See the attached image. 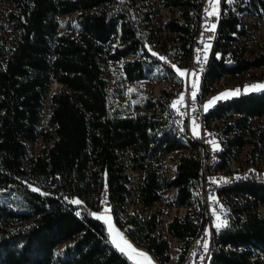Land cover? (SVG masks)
<instances>
[{"label":"trees","instance_id":"16d2710c","mask_svg":"<svg viewBox=\"0 0 264 264\" xmlns=\"http://www.w3.org/2000/svg\"><path fill=\"white\" fill-rule=\"evenodd\" d=\"M0 2V36L7 34L0 40V264H135L93 215L104 188L114 224L132 243L165 264L173 238L184 264L183 253L204 228L192 194L205 147L171 104L182 85L173 66L195 64L201 0ZM162 7L171 13L158 22ZM219 14L204 67L193 69L206 86L264 67V0H220ZM109 66L126 83L164 85L112 104ZM51 82L62 86L49 92ZM204 117L219 141L211 167L226 170L242 152L241 166L253 165L221 189L229 222L212 233L207 264H264V88L217 99ZM36 140L42 145L29 151ZM168 153L171 174L163 165ZM128 169L140 173L134 192ZM168 188L184 212L161 229L160 208L152 207ZM130 195L142 210L127 207Z\"/></svg>","mask_w":264,"mask_h":264},{"label":"rangeland","instance_id":"374dc122","mask_svg":"<svg viewBox=\"0 0 264 264\" xmlns=\"http://www.w3.org/2000/svg\"><path fill=\"white\" fill-rule=\"evenodd\" d=\"M219 1L220 0H215V12L219 11ZM148 2H150V4H152V6L159 4L158 0H148ZM211 4H212V0H205L202 5H203V8L207 12H212L213 7L211 6ZM2 6H4V4H2L0 2V8H2ZM170 13H171V11L169 9H167L165 7L160 8L159 15H158V22H162L163 20H165L166 17ZM219 15H220L219 13L218 14L216 13V17H219ZM64 18H65V15H62V16H60L59 19L61 22H63ZM244 18L248 22H250V18L248 16H244ZM215 30L216 29L214 28V32H215ZM5 36H7V34H5V33L1 34L0 40L5 38ZM169 36L170 35L167 34L165 31H162L160 38L164 37V39L167 40L169 38ZM258 36L259 37L264 36V20L263 19L258 21ZM205 41H208V40H205ZM209 46H210L209 42L207 45L204 46L205 47L204 53L201 57H199L200 64L205 63V60H206L208 53H209ZM190 67H192V66L188 65V64H185L183 66H176L175 65V69H179V70L183 71L185 74L183 76H181L182 77L181 88L177 92V94L174 96L171 104L173 106L174 102L181 101V97H183L182 102L175 103V106H173L176 109H179L180 111H183V112H184V106H185V102H184L185 93L189 92L191 94L195 93L198 95H204L200 91L201 85L206 86V84L201 81V77L199 75L198 70L195 72ZM114 68L115 67L109 66L107 68V70L105 71V79H106V82L108 85V89H109V93H110L109 97H110V101L112 104H120V105L124 104L125 100L129 97L130 91L135 92L137 89L138 90L140 89L145 94L154 95L157 93L159 86L162 84L164 85L163 82L153 83V82H149V81L139 82L137 84L126 83L124 80H122L119 72L117 70H115ZM263 71H264V67L256 68V69L248 71L247 73L239 75L235 78L224 79V80L219 79L215 82H212L210 85H207L205 95H207L208 97H207V99H205V101L202 104L203 109L205 110V105L209 104V102L212 101L213 98L221 97L222 93H230L229 95H233L231 93L236 94L239 92H246V91L258 89V88L253 89L252 86L263 84L264 78L260 77L261 73ZM61 86L62 85L59 84L58 82H51L49 85V92L52 90L58 89ZM229 95H227V96H229ZM223 97H226V96H223ZM45 109H46V107L44 106V110ZM217 123L218 122L215 123L216 124V125H214L215 127H217V125H218ZM202 128L206 129L207 134H212L211 137H208L206 140H203V141L206 142L212 148L218 147L219 141H218V138L216 137L215 133H213V131L206 126H204ZM190 130L192 131V133H196V131H197V129L194 125H190ZM41 145H42V142L40 140H36L35 142L28 143L27 149L29 151H36L38 149V147ZM240 154L241 155L239 156V158L235 162H232L230 167L228 169H226L227 171H233L232 169H239V168L246 167L245 165L241 166V162L244 161V158H243L244 152H242ZM163 165L165 168V172L167 174H171L173 172L172 167L174 165V159H173V155L171 153L165 154L163 156ZM127 171L132 178L133 183L131 184V186H132L133 192H134L135 191L134 190L135 184L139 179L140 173L137 171H134L133 169H128ZM230 174H232V172H230ZM173 191H174L173 188H168L166 191H164L161 195V198L159 200H157L152 207V208H156V209L160 208V214H159L160 215V222H159L158 228L164 229L165 221L168 220L173 214L181 215L184 212V209L179 208V207H175L174 204L171 203V194L173 193ZM126 205L129 209L136 206L140 210H142L141 205L133 202V195H130L128 197ZM258 210H259V212L262 213L264 211V204L260 205L258 207ZM143 211H149V209L146 208ZM93 214H95V216L99 217L100 219H102L104 221L111 243H112V239H113V236L115 235V233H111L110 228L115 229V232L120 233V235L123 237V240L127 241V244L131 245V250L129 248L125 247L124 252H122L127 259H129L130 261H132L135 264H149V262H150V264H158L155 262L154 258L150 257V255L148 254L147 251H144L143 249L139 248L138 246L132 244V242L125 235L123 228L118 227L117 225L114 224V222L111 218L109 209H108V204L101 201L99 204V208L97 210L93 211ZM163 232L165 233L164 230H163ZM175 242H176L175 239H173V238L170 239V247L168 250V252L170 254V259L165 264H180L176 260V257H175V254L177 251L176 247H175ZM204 244H206V243H204ZM112 245L114 247H116L113 243H112ZM132 250H135V251H132ZM136 253H144L147 256V260H145L144 257L136 255ZM261 257H262V260L264 261V250L261 251ZM52 264H56V263H52Z\"/></svg>","mask_w":264,"mask_h":264},{"label":"built area","instance_id":"2783aa9c","mask_svg":"<svg viewBox=\"0 0 264 264\" xmlns=\"http://www.w3.org/2000/svg\"><path fill=\"white\" fill-rule=\"evenodd\" d=\"M205 0H201V7L203 8V3ZM209 12L200 11L197 18V51L195 55V64L191 69H194L196 65L202 69L204 63L200 64L199 57L204 53V46L200 45L202 39L211 42L213 39V24L215 12L213 15H208ZM198 59V62L196 61ZM198 63V64H197ZM207 95H198L186 92L184 96V116L185 125L192 135H195L203 142V147H205L204 156V166L203 170L200 171V177L196 183V188L200 193L202 198L203 207V218H204V228L200 234H195L188 247L186 248L184 254V264H203L205 255H208L209 244L212 233H217L219 230L223 229L228 225L229 222V211L226 204L216 203V194H220V184L226 180L237 179L239 175L246 172L249 168H253L251 163H247V168L233 169V177H221V170L223 168H213L212 165L217 162V147L212 148L203 140L211 137L212 134H207L206 129H201L200 126V116H204V109L202 107L203 102L207 99ZM190 125H194L197 129L196 133H192L190 130ZM198 126V127H197ZM228 168V164H227ZM105 195V188L103 191V196ZM224 195V194H223ZM225 197V195H224ZM214 198V199H213ZM107 204V201L104 200ZM220 217V220H217ZM225 222L224 226L219 229L216 227L217 223ZM204 243L207 244V249L204 247Z\"/></svg>","mask_w":264,"mask_h":264},{"label":"bare ground","instance_id":"6f19581e","mask_svg":"<svg viewBox=\"0 0 264 264\" xmlns=\"http://www.w3.org/2000/svg\"><path fill=\"white\" fill-rule=\"evenodd\" d=\"M219 17H220V15H219ZM219 17H216V14H215L214 24H213V25H215V29H216V25H217V22L219 20ZM213 38H214V28H213ZM196 51H197V47H194L193 53H192L193 56L196 55ZM200 126H201V129H203L202 127L206 126L204 116H200ZM200 157L201 158L203 157V151L202 150H201V156ZM203 166H204V164L202 165V170H203ZM244 168H246V167H244ZM230 172H232V174H230ZM221 177H233V171L221 170ZM236 180L237 179H230V180H226L220 184V194H216V203L225 204L224 197L221 195V191H222L221 189L226 187L229 184H233V182L235 183ZM103 191L101 194V199L104 202ZM192 196H193V201H194L193 206H194L195 210H198L199 208L202 210V218H203L202 198H201L200 193L198 192L197 188L194 189ZM209 247H210V244H209ZM208 255H209V251H208ZM208 255H205V259L203 261V264L208 263Z\"/></svg>","mask_w":264,"mask_h":264},{"label":"snow or ice","instance_id":"6c2138e0","mask_svg":"<svg viewBox=\"0 0 264 264\" xmlns=\"http://www.w3.org/2000/svg\"><path fill=\"white\" fill-rule=\"evenodd\" d=\"M211 6L213 7V11H212V12H209L208 15H213L214 12H215V0H212V4H211ZM212 27L215 28V25H213ZM206 47H207V46H206ZM173 67H175V66H173ZM176 70H177L178 74L181 75V76H183V75L185 74L183 71H181V70H179V69H176ZM252 88H253V89H256V88H264V85H254V86H252ZM237 91H238V90H237ZM229 94H230V93H222V94H221V97H223V96H227V95H229ZM231 94H235V93H231ZM193 97H195V93H193ZM221 97H215V98H213V100L210 101L209 104L205 105V110H207V108H208L212 103H214L217 99H220ZM182 100H183V97H181V101L174 102V105H173V106H175V103H180V102H182ZM197 127H198V126H197ZM34 190H35V189H34ZM213 199H214V198H213ZM72 203H74V204H79L80 201H78V200H77V201H72ZM93 215H95V214H93ZM97 218H99V217H97ZM217 220L219 221V220H220V217H217ZM224 223H225V222L217 223V224H216V227L219 229L220 227L224 226ZM110 232H111V233H115V235L113 236V239H112V243H113V244H114V245H115V246H116L121 252H124L125 247L131 249V245L127 244V241H124V240H123V237L120 235V233L115 232V229H111V228H110ZM204 247H205V249H207V244H205ZM132 251H135V250H132ZM136 255L141 256V257H144V259L147 260V256H146L144 253H136ZM149 264H150V262H149Z\"/></svg>","mask_w":264,"mask_h":264},{"label":"crops","instance_id":"0c3cea01","mask_svg":"<svg viewBox=\"0 0 264 264\" xmlns=\"http://www.w3.org/2000/svg\"><path fill=\"white\" fill-rule=\"evenodd\" d=\"M258 89H260V88H258ZM257 90V89H256ZM132 244H134V243H132ZM135 245V244H134ZM137 246V245H136ZM139 248H141V249H143L144 251H146L143 247H140V246H138ZM131 250V249H130ZM135 253V252H134ZM149 254V253H148ZM150 255V257H152V258H154L153 257V255H151V254H149ZM156 262V261H155ZM157 263V262H156Z\"/></svg>","mask_w":264,"mask_h":264}]
</instances>
